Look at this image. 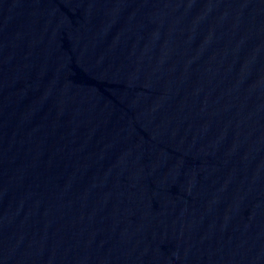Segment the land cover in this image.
I'll return each mask as SVG.
<instances>
[{"label": "water", "instance_id": "95a60500", "mask_svg": "<svg viewBox=\"0 0 264 264\" xmlns=\"http://www.w3.org/2000/svg\"><path fill=\"white\" fill-rule=\"evenodd\" d=\"M0 264H264V0H0Z\"/></svg>", "mask_w": 264, "mask_h": 264}]
</instances>
